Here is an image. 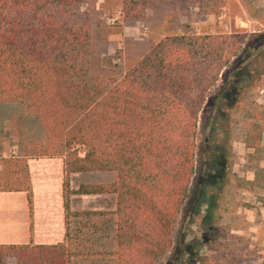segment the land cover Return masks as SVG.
Returning <instances> with one entry per match:
<instances>
[{
  "label": "trees",
  "instance_id": "trees-1",
  "mask_svg": "<svg viewBox=\"0 0 264 264\" xmlns=\"http://www.w3.org/2000/svg\"><path fill=\"white\" fill-rule=\"evenodd\" d=\"M97 1L0 0V104H24L44 129L21 158L4 160L0 190L26 191L32 216L26 161L60 157L66 210L63 243L1 244L0 264H163L174 250L196 170L200 112L248 35H166L135 62L106 66L95 41L106 24ZM152 1L122 0L123 21L143 20ZM179 2L202 14L258 11L250 0ZM207 144L215 155L217 141ZM82 172H111L114 180L72 189L71 175ZM73 194H113L116 208L72 211ZM106 216L114 233L102 243L94 218ZM73 218L85 221L73 225Z\"/></svg>",
  "mask_w": 264,
  "mask_h": 264
},
{
  "label": "rangeland",
  "instance_id": "rangeland-1",
  "mask_svg": "<svg viewBox=\"0 0 264 264\" xmlns=\"http://www.w3.org/2000/svg\"><path fill=\"white\" fill-rule=\"evenodd\" d=\"M241 17L202 14L179 0L152 1L146 17L135 23L122 18V0L99 8L106 21L94 31L106 66L128 65L166 35L220 33L240 29L248 35L243 52L226 67L199 115V146L190 198L163 264H264V0ZM91 5V4H90ZM89 7V6H86ZM149 12V14H148ZM124 25H139L135 39L120 37ZM0 139L12 145L41 139L44 129L24 104H0ZM217 141L215 155L206 142ZM90 184L114 180L111 172H87ZM97 199L104 211L116 208V196ZM104 243L114 233L111 216L97 217ZM85 218H73L77 225ZM90 229V226H88ZM14 264V260H10Z\"/></svg>",
  "mask_w": 264,
  "mask_h": 264
},
{
  "label": "crops",
  "instance_id": "crops-1",
  "mask_svg": "<svg viewBox=\"0 0 264 264\" xmlns=\"http://www.w3.org/2000/svg\"><path fill=\"white\" fill-rule=\"evenodd\" d=\"M107 0H98L97 8ZM149 14V12H148ZM241 17V16H236ZM139 25H124L120 37L135 39L140 33ZM9 104V103H3ZM1 132V128H0ZM24 144L12 145L10 134L0 139V183L6 170L5 159H18L24 155ZM12 168L20 169L14 161ZM23 164V163H22ZM33 189V214L31 216L27 192L24 190H0V245L29 244L57 245L66 236V210L64 198V159L60 157H32L26 161ZM87 172L71 175V188L90 184L84 179ZM113 194H73L70 197L72 211L100 210L96 204L102 196Z\"/></svg>",
  "mask_w": 264,
  "mask_h": 264
}]
</instances>
